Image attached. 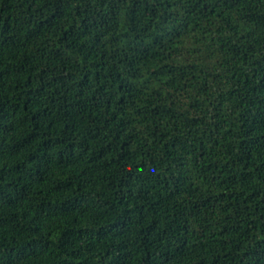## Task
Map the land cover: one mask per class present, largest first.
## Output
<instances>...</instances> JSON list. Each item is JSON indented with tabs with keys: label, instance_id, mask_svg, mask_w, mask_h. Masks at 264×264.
<instances>
[{
	"label": "trees",
	"instance_id": "16d2710c",
	"mask_svg": "<svg viewBox=\"0 0 264 264\" xmlns=\"http://www.w3.org/2000/svg\"><path fill=\"white\" fill-rule=\"evenodd\" d=\"M0 264H264V0H0Z\"/></svg>",
	"mask_w": 264,
	"mask_h": 264
}]
</instances>
